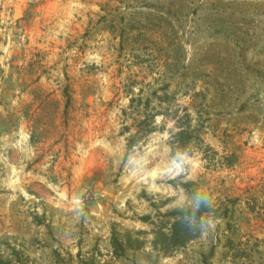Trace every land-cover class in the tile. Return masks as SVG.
Listing matches in <instances>:
<instances>
[{
	"label": "rangeland",
	"instance_id": "rangeland-1",
	"mask_svg": "<svg viewBox=\"0 0 264 264\" xmlns=\"http://www.w3.org/2000/svg\"><path fill=\"white\" fill-rule=\"evenodd\" d=\"M0 264H264V0H0Z\"/></svg>",
	"mask_w": 264,
	"mask_h": 264
},
{
	"label": "trees",
	"instance_id": "trees-1",
	"mask_svg": "<svg viewBox=\"0 0 264 264\" xmlns=\"http://www.w3.org/2000/svg\"><path fill=\"white\" fill-rule=\"evenodd\" d=\"M145 109L146 116L143 117V119H140L139 124L135 126V132L127 139L126 156H128L142 142V140L156 132L157 125H155V119L158 116H163L168 120H172L175 123L176 129H178L172 135L173 140L171 141V145L173 154L187 153L190 144L195 140H198L201 145L204 144L201 136L192 129L193 119L188 108L183 110L184 115L181 117L178 111H174L172 114V110L169 108L166 112L156 111L157 113L152 116L148 115V109ZM183 186L193 195L195 199V207L171 213L168 217L175 218V221L171 223L170 227L162 225L153 230V246L156 249H160L162 252H168L169 250L183 247L188 242L195 239L199 234L196 223L211 210L210 205L204 200L203 194L198 189L191 190L192 185L189 184ZM144 220L148 221L150 219L147 217ZM152 224L155 226V223ZM140 246H142V243L139 244V247Z\"/></svg>",
	"mask_w": 264,
	"mask_h": 264
}]
</instances>
